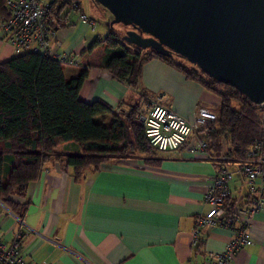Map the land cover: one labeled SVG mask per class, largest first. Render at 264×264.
<instances>
[{
    "label": "crops",
    "instance_id": "obj_1",
    "mask_svg": "<svg viewBox=\"0 0 264 264\" xmlns=\"http://www.w3.org/2000/svg\"><path fill=\"white\" fill-rule=\"evenodd\" d=\"M79 1L85 11V0ZM69 22L56 28L51 40L57 51L78 58L79 65L66 66L73 68L71 74L86 66L81 99H101L116 111L159 98L188 120L198 106L216 111V95L158 57L143 61L135 88L113 78L100 64L101 48L86 50L100 36L95 26L88 28L74 11ZM5 44L0 30V60L14 53ZM227 148L223 142L220 152L229 153ZM228 165L233 168L234 160ZM216 166L180 146L154 149L151 155L112 156L75 176L71 165L51 156L27 184L20 217L0 203V240L9 242L19 230L20 252L30 264H193L206 251L221 250L231 234L226 227L205 226L199 246H189L190 226L205 210L202 193ZM242 184L234 174L228 183L231 198L245 192ZM249 235L251 243L229 264H264V204L252 218Z\"/></svg>",
    "mask_w": 264,
    "mask_h": 264
},
{
    "label": "trees",
    "instance_id": "obj_2",
    "mask_svg": "<svg viewBox=\"0 0 264 264\" xmlns=\"http://www.w3.org/2000/svg\"><path fill=\"white\" fill-rule=\"evenodd\" d=\"M48 4L45 20L52 32L70 24L69 12L87 14L79 0H51ZM8 14L5 0H0V16ZM121 35L109 29L94 36L86 47L101 48L100 64L113 78L135 88L143 61L158 57L218 97L215 119L207 121L208 130L198 132L212 156L224 154L237 160L256 141L262 146L264 103L252 102L235 86L214 80L175 53L163 55L149 47L140 48ZM1 39L7 44L2 30ZM63 65L67 66L30 49L0 60V203L18 217L28 201L27 184L51 156L71 165L76 176L84 167L96 168L109 157L151 155L154 150L138 121L136 105L119 114L101 99H81L78 91L86 66L71 74ZM223 142L229 144V153L220 152Z\"/></svg>",
    "mask_w": 264,
    "mask_h": 264
},
{
    "label": "built area",
    "instance_id": "obj_3",
    "mask_svg": "<svg viewBox=\"0 0 264 264\" xmlns=\"http://www.w3.org/2000/svg\"><path fill=\"white\" fill-rule=\"evenodd\" d=\"M67 1V0H66ZM48 0H5L8 16L0 18V28L7 44L14 52L20 49L41 51L68 66H77L79 60L68 52L57 51L51 37L53 32L46 24L45 14ZM74 3V2H72ZM77 18L87 27L93 28L95 21L80 12ZM263 104V103H262ZM139 121L149 144L158 151L172 150L184 145L192 156H204L217 163L215 171L202 193L205 210L194 216L189 229V246L196 247L200 230L205 226L219 225L230 229V236L223 248L206 251L201 260L193 264H229L233 255L243 246L251 243L249 235L254 214L264 204V149L259 141L247 149L242 158L231 161L224 154L212 156L207 150L206 140L198 132L208 130L207 121L215 119V113L198 106L188 120L172 108L151 98L144 108H139ZM234 174L246 190L231 199L229 181ZM19 230L7 243L0 240V264H30L20 252Z\"/></svg>",
    "mask_w": 264,
    "mask_h": 264
},
{
    "label": "water",
    "instance_id": "obj_4",
    "mask_svg": "<svg viewBox=\"0 0 264 264\" xmlns=\"http://www.w3.org/2000/svg\"><path fill=\"white\" fill-rule=\"evenodd\" d=\"M127 26L122 39L175 53L264 103V0H92Z\"/></svg>",
    "mask_w": 264,
    "mask_h": 264
},
{
    "label": "rangeland",
    "instance_id": "obj_5",
    "mask_svg": "<svg viewBox=\"0 0 264 264\" xmlns=\"http://www.w3.org/2000/svg\"><path fill=\"white\" fill-rule=\"evenodd\" d=\"M83 3H84V5L82 7H84L85 11L88 10L87 11L88 13H89V9H90L91 10L90 12L93 15V18L95 19V20L93 19L95 21V29H94L95 32H98L99 34L102 35L104 32L108 31L109 29H112V30H115L117 32H121V34L124 33L125 29L127 28L126 26L121 25L118 22L109 25V20H110L111 16H110V13L107 10H105L101 6L96 5L94 3H93L94 5H93L91 2H87V0H85V2L83 1ZM87 6H88V8H87ZM0 18H1V16H0ZM72 18L74 20L75 19V16H72ZM5 45H7V44H5ZM7 46H10V45H7ZM99 48L100 47H98V49ZM176 58L179 59V60H181V58H179V57H176ZM181 61H183V60H181ZM183 62H185V61H183ZM63 68L65 70H70V68H72V67H66V66L63 65ZM133 106H135V105H133ZM145 106L146 105H144V104H141L140 106L138 104L137 107H136V109L138 110V112L141 113L142 111H139L140 110L139 108H144ZM127 111H128V108H126V107L125 108H122V109H120V107H117V111L116 112L119 113V114H124ZM227 151L230 152V148H227ZM243 187H244V184H242V188Z\"/></svg>",
    "mask_w": 264,
    "mask_h": 264
}]
</instances>
